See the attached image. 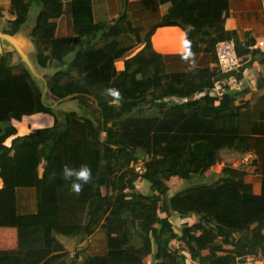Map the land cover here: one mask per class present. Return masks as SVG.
I'll list each match as a JSON object with an SVG mask.
<instances>
[{
    "label": "trees",
    "instance_id": "trees-1",
    "mask_svg": "<svg viewBox=\"0 0 264 264\" xmlns=\"http://www.w3.org/2000/svg\"><path fill=\"white\" fill-rule=\"evenodd\" d=\"M31 8L35 23L28 36L37 65L49 71L43 76L48 93L58 101L69 97L82 111L48 104L43 82L16 51L0 57V227L17 228L20 239L28 227L84 239L109 221L114 246L96 254L106 264H235L236 256L255 253L264 258V122L246 130L242 109L249 90L229 84L242 78L246 65L222 73L216 63L210 76L198 67L170 72L151 42L158 27L176 25L193 56L215 55L222 40L242 44L224 25L229 0H122L102 23L93 20L91 0H0V33H17ZM254 54L264 66V53ZM259 80L264 84V71ZM218 82L224 84L214 95ZM38 113L51 115L52 124L20 132L22 118ZM245 154L251 159L240 163ZM229 155L240 156L237 167L225 164ZM138 161L142 172L134 166ZM249 163L252 169L238 167ZM217 164H223L218 178L205 182ZM84 165L91 178L77 193L75 178L66 180L63 168ZM172 177L200 181L170 195ZM136 179L148 183L147 193ZM104 186L113 189L102 194ZM18 188H34L36 213L15 212ZM64 204L84 208V222L62 225ZM172 216L184 221L176 226ZM187 218L196 219L189 224ZM93 256L78 249L37 264H92ZM21 258L19 250L0 252V264H20Z\"/></svg>",
    "mask_w": 264,
    "mask_h": 264
},
{
    "label": "crops",
    "instance_id": "crops-1",
    "mask_svg": "<svg viewBox=\"0 0 264 264\" xmlns=\"http://www.w3.org/2000/svg\"><path fill=\"white\" fill-rule=\"evenodd\" d=\"M121 4L122 0H91L94 22H107L119 11ZM224 25L228 30H235L237 37L242 42L236 49L240 66L246 65L245 71L239 81L233 79L229 84L233 89L249 90V95H247L250 99L249 105L242 109L243 124L248 131L253 123L264 122V100L262 97L264 84L259 80L260 75L263 74L264 66L259 62L260 57L254 54L256 51L264 53V46L262 48L253 46L258 40L264 39V0H229V15ZM63 29L65 31V28ZM185 38V32L181 27L167 25L156 29L151 37V42L156 53L164 57L168 71L182 72L198 67L200 73L210 76V69L212 67L214 69L216 65L215 55L201 52L192 55L189 59H182V42ZM245 39H253V45L245 46L243 43ZM222 84L224 83H215L214 95L221 93L220 86ZM198 96L200 95H196V97ZM22 121L18 123L20 132L23 131V127L25 131L35 128L22 123ZM247 180L252 179L247 178ZM253 180H256L253 183L257 192L258 182L256 178ZM14 199L17 214L30 215L37 212L38 204L34 188L16 189ZM84 220V208L73 204L61 205L59 221L62 225L81 224ZM174 220L178 221L177 218ZM21 233L20 239V232L17 228L0 227V252L19 250L22 253L20 264H37L49 256H57L66 252L73 254L78 249L95 255L92 257V264H106L105 256L96 254H103L109 247L114 246V244H110V239L114 237L115 230L109 221L102 220L93 233L84 239L79 235L65 236L52 232L48 234L42 228L28 227Z\"/></svg>",
    "mask_w": 264,
    "mask_h": 264
},
{
    "label": "rangeland",
    "instance_id": "rangeland-1",
    "mask_svg": "<svg viewBox=\"0 0 264 264\" xmlns=\"http://www.w3.org/2000/svg\"><path fill=\"white\" fill-rule=\"evenodd\" d=\"M33 9L31 8V11L28 15V18L26 20V22L23 23V25L21 26V29H20V32L22 31L23 33V39H22V43L24 45H26V42L30 39V37L28 36V34L31 32L32 30V27L35 23V13H33L32 11ZM138 29L141 30V34H143V28L142 27H139ZM143 31V32H142ZM32 42V40H31ZM30 51V52H29ZM27 54L29 55L28 58L29 60L31 61V63L35 66V68L37 69L38 73L39 74H44V73H47L49 71H46L45 69L43 70L42 68H40L37 63H36V58H35V53L32 52L30 49L28 50ZM118 67H119V64L117 63L116 64ZM46 71V72H45ZM41 87L44 88V86L41 84ZM166 87H162L160 89H156L155 90V93L156 94H159L161 95L163 93V91L165 90ZM44 99L49 103L52 104V107H58L60 110L59 111H62L61 108H63V111L64 110H69V109H76V110H79L80 108L78 107V102L76 101H70L71 99H69V97L65 98L67 100V103H66V100L64 101H58V100H55L51 95H49L48 93V90L44 91ZM162 99V98H161ZM168 97H165L164 100H167ZM80 103L82 104H87L88 106L91 105V103L87 100H82L80 101ZM61 104V105H60ZM79 111H82V110H79ZM24 118V119H23ZM23 121L22 123H25V124H28L32 127H45V126H49L52 124L53 122V117L49 114H43V113H38V114H33V115H28V116H25L23 117ZM20 121V122H21ZM23 131H25L24 127L22 128ZM103 136H104V132H103ZM141 157V156H140ZM240 156H223V161L225 162V164L227 165H233L235 167H237V164L236 161H234L235 159L239 158ZM251 159V157L248 155V154H245L241 159H240V163L243 162V163H248L249 160ZM248 160V161H247ZM246 161V162H244ZM134 166L136 167V169L138 170V172H142L143 171V163L142 161H138L136 164H134ZM223 164H217L215 167H213V169L209 170L206 174H205V182L207 183H212L214 180H216L219 176V173L221 171V168H222ZM239 168L241 169H247L248 167L251 168V165L250 163L247 164V165H239L238 166ZM200 179L199 178H189V179H185V178H182V177H172L170 178L168 181H167V184L169 186V189H168V193L170 195H173L177 192H179L181 189H183L186 185H188L189 183H197L199 182ZM135 182V185L136 187H139V189L143 192V193H147L148 192V183L146 181H143V180H140V179H136L134 180ZM112 186L111 187H107V186H104L102 187V193L103 194H107L108 192H110L112 190ZM175 217H171L170 220L171 222L176 225L178 224L179 222V219L178 221L175 222L174 220ZM195 219L194 218H189V220H187V222L189 224H191ZM180 225V224H179ZM178 226V225H176ZM177 228V227H176ZM187 262L189 264H191V262L189 261V259L187 260Z\"/></svg>",
    "mask_w": 264,
    "mask_h": 264
},
{
    "label": "built area",
    "instance_id": "built-area-1",
    "mask_svg": "<svg viewBox=\"0 0 264 264\" xmlns=\"http://www.w3.org/2000/svg\"><path fill=\"white\" fill-rule=\"evenodd\" d=\"M253 46L257 48H262L264 46V39L258 40L257 42H255ZM236 48H237V44L233 40H222L216 43L215 48H214L216 63H217L218 69L222 73L235 71L240 67V61L237 55ZM186 220H189V218H187ZM183 221L184 219H180L178 224H180ZM234 263L235 264H264V258L258 253L246 254L243 256H236Z\"/></svg>",
    "mask_w": 264,
    "mask_h": 264
},
{
    "label": "water",
    "instance_id": "water-1",
    "mask_svg": "<svg viewBox=\"0 0 264 264\" xmlns=\"http://www.w3.org/2000/svg\"><path fill=\"white\" fill-rule=\"evenodd\" d=\"M22 33L23 32L22 31L20 32V30L13 35L0 33V56L4 53H7V52L16 51L19 54V56L21 57V60L28 67V69L30 70L32 75L37 80H40L43 82L42 85L44 86V88H42V98H44V93H45L44 91L47 90V86H46V83L44 81L43 75L38 73L35 66L29 60V58H28L29 55L27 54L29 49L36 54L35 46H34L33 42H31V40L30 41L28 40L26 42V45H24L22 43V39H23ZM35 58H36V56H35ZM103 137H104L103 132H101L100 133V139L103 140Z\"/></svg>",
    "mask_w": 264,
    "mask_h": 264
},
{
    "label": "clouds",
    "instance_id": "clouds-1",
    "mask_svg": "<svg viewBox=\"0 0 264 264\" xmlns=\"http://www.w3.org/2000/svg\"><path fill=\"white\" fill-rule=\"evenodd\" d=\"M192 55H193V53L191 51L190 41L185 38V39H183V42H182L181 58L182 59H189L190 57H192ZM113 95L118 96V93L113 92ZM63 176L66 180L72 179L73 177L75 178V180H73V182H72L71 187H72V190L74 192L78 193L82 187L81 182L87 183L89 181V179L91 178V170L86 165L81 166L78 169H74V168H71L68 166H64Z\"/></svg>",
    "mask_w": 264,
    "mask_h": 264
}]
</instances>
